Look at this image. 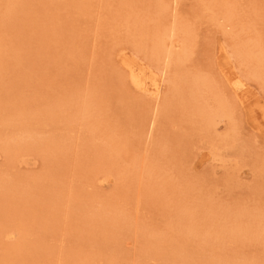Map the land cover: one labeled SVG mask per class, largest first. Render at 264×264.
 <instances>
[{
  "label": "rangeland",
  "instance_id": "rangeland-1",
  "mask_svg": "<svg viewBox=\"0 0 264 264\" xmlns=\"http://www.w3.org/2000/svg\"><path fill=\"white\" fill-rule=\"evenodd\" d=\"M0 264H264V0H0Z\"/></svg>",
  "mask_w": 264,
  "mask_h": 264
},
{
  "label": "bare ground",
  "instance_id": "bare-ground-1",
  "mask_svg": "<svg viewBox=\"0 0 264 264\" xmlns=\"http://www.w3.org/2000/svg\"><path fill=\"white\" fill-rule=\"evenodd\" d=\"M122 52H123V50H122ZM119 54H120V53H119ZM132 57H133V56H132ZM124 58H125V57H124ZM256 58H257V57H256ZM126 59L128 60V58H126ZM134 60H137V59H134ZM122 61H123V59H122ZM122 61H121V59H120V62H122ZM223 62H224V61H223ZM126 63H127V62L125 61V64H124V61H123L121 64L126 65ZM127 64H128V63H127ZM131 64H132V63H131ZM133 64H134V63H133ZM124 65H122V66H124ZM127 66L129 67L130 65H127ZM128 67H127V68H128ZM136 67H137V66H136ZM139 67H140V66H139ZM139 67H138V68H139ZM127 68H126V69H127ZM146 68H147V67H146ZM132 70H133V69H132ZM148 71H149V68H148ZM129 72H130V71H129ZM129 72H128V73H129ZM142 73H143V72H142ZM127 75H128V74H127ZM151 76H153V75H151ZM254 76H255V75H254ZM149 77H150V75H149ZM153 77H154V76H153ZM129 78H130V76H129ZM131 78H132V80L135 81L136 83H141V80L139 79V77H138L136 74L132 73V74H131ZM143 78H144V77H143ZM141 79H142V78H141ZM145 79H146V78H145ZM148 79H150V78H148ZM153 80H154V79H153ZM133 81H132V82H133ZM145 81H146V80H145ZM237 83H238V82H237ZM134 84H135V83H134ZM151 84H152V82H151ZM156 84H157V83H156ZM238 84H239V83H238ZM140 85H141V84H140ZM136 86H137V85H136ZM142 86H143V85H142ZM152 86H155V85L153 84ZM152 86H151V87H152ZM157 86H158V85H157ZM141 88H142V87H141ZM254 106H255V105H254Z\"/></svg>",
  "mask_w": 264,
  "mask_h": 264
}]
</instances>
